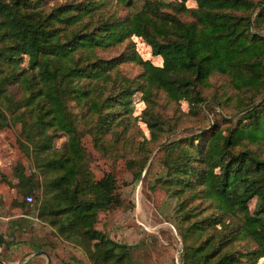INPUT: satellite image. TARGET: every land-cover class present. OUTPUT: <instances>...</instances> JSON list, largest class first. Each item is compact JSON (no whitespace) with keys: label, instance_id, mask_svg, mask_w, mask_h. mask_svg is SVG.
Wrapping results in <instances>:
<instances>
[{"label":"trees","instance_id":"16d2710c","mask_svg":"<svg viewBox=\"0 0 264 264\" xmlns=\"http://www.w3.org/2000/svg\"><path fill=\"white\" fill-rule=\"evenodd\" d=\"M185 1L0 0V128L19 126L18 146L35 154L41 178L34 180L21 162L13 174L25 193L37 191L38 216L81 247L90 264H129V245L95 225L111 208L116 181L110 172L90 177L82 137L120 156L116 137L130 122L136 89L149 101L147 89L158 86L186 100L194 116L209 98L203 88L213 73L228 76L227 88L237 91L234 112L248 109L234 120L228 116L234 108L226 115L212 109L211 123L159 151L164 187L179 198L182 234L197 240L185 244L182 264H254L264 257V35L258 32L264 0H195L193 7ZM134 35L161 56V65L141 57ZM127 62L140 72L126 74L120 66ZM142 114L147 140L179 125L149 105ZM106 132L114 135L110 143ZM60 134L66 138L55 146ZM134 162L127 159L128 166Z\"/></svg>","mask_w":264,"mask_h":264},{"label":"rangeland","instance_id":"374dc122","mask_svg":"<svg viewBox=\"0 0 264 264\" xmlns=\"http://www.w3.org/2000/svg\"><path fill=\"white\" fill-rule=\"evenodd\" d=\"M185 4L193 7L196 1L186 0ZM258 32L264 35V26L259 28ZM131 39L142 58L150 59L156 65L162 64L161 56L153 55L150 45L142 37L134 35ZM120 69L133 76L140 72L141 67L134 62H127L122 64ZM228 79V76L218 73L209 76L203 88V93L209 95V98L201 103L199 112H196L198 115L194 116L186 100H173L158 86L154 85L152 90L151 87L147 89V92H150L149 96L151 95L149 101L142 95L141 88L136 89L129 111L130 122L116 137V145L123 153L120 156L113 154L107 156L98 149L97 143H93L90 135L85 134L82 137L90 157L86 166L90 177L99 178L104 172H110L116 181V187L111 195V208L99 213V220L95 225L101 224L97 227L108 234L111 233L118 241L124 242L123 237L128 234L135 237V243L125 242L129 245L128 251L131 254L129 261L131 259L132 264H165L166 260V264H182L185 244L197 242L195 236L182 234L185 224L180 223L176 219L178 216H175L179 198L164 187L162 179L165 177L166 168L159 151L171 139L184 135L189 130L197 131L211 123L212 109L225 114L234 108L232 114L228 115L233 120L248 109L242 108L234 112L237 91L230 86L227 88ZM215 90L219 91L217 98L211 96ZM225 90L229 94L227 99L223 98ZM207 100L211 104L206 105ZM148 105L166 120H176L179 125L175 128H166L164 132L158 134V140L157 138L147 140L150 139L151 133L148 123L144 120L146 115L142 114V111ZM185 113L188 116H185ZM78 127L84 128L79 120ZM18 132V125L0 128V264H31V259L43 263L44 257L39 254L45 253L50 243L58 244V249L62 245L63 248L77 245L62 238L46 220L38 216L35 207L38 202L37 191L25 193L26 186L20 182L18 185V180L13 174L16 162L23 164L28 175L33 173L34 180L41 178L32 159L35 154L30 149L26 152L18 146L16 141ZM65 138V135L60 134L54 140V145L59 146ZM113 138L112 132H106L103 137L107 143ZM131 158L135 162L128 166L127 159ZM27 194L32 195L29 202L25 198ZM23 199L26 201L25 204L21 202ZM250 203L252 209L253 200ZM88 263L90 264L89 260ZM254 264H264V257H260Z\"/></svg>","mask_w":264,"mask_h":264},{"label":"crops","instance_id":"0c3cea01","mask_svg":"<svg viewBox=\"0 0 264 264\" xmlns=\"http://www.w3.org/2000/svg\"><path fill=\"white\" fill-rule=\"evenodd\" d=\"M97 226L100 227L101 224L97 225ZM110 227H111V222L108 223V228H110ZM108 228H107V230H108ZM109 235L111 237H113V235L111 233H109ZM116 238H118V237H116ZM123 238H124L123 239L124 242H127L129 244H133L136 242L135 237L133 238L132 235H130V234L124 236ZM68 246H69V248H63V245H62V246H60V249H58L59 248L58 244L50 243V245H49V247L45 253L38 252V253H40L39 255L44 257V262L40 263L36 259L34 261H32V259H31L30 263L31 264H89L88 260H87L86 253L84 252V250L81 247H79V246L74 247L71 245H68ZM34 247H35V245H34ZM36 248H37V245H36ZM36 250H38V249H35V251ZM130 257H131V254L129 253V258ZM170 258L168 259V261L170 260ZM166 261H164L165 264H166ZM129 264H132L131 259L129 261Z\"/></svg>","mask_w":264,"mask_h":264},{"label":"built area","instance_id":"2783aa9c","mask_svg":"<svg viewBox=\"0 0 264 264\" xmlns=\"http://www.w3.org/2000/svg\"><path fill=\"white\" fill-rule=\"evenodd\" d=\"M25 198H26L27 202H29V201L32 200V195L31 194H27Z\"/></svg>","mask_w":264,"mask_h":264}]
</instances>
